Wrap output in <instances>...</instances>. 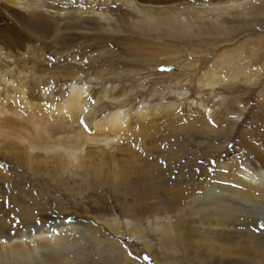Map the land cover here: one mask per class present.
<instances>
[{
  "label": "rangeland",
  "instance_id": "obj_1",
  "mask_svg": "<svg viewBox=\"0 0 264 264\" xmlns=\"http://www.w3.org/2000/svg\"><path fill=\"white\" fill-rule=\"evenodd\" d=\"M97 1L81 9L91 12L87 16L107 17L102 33L80 37L71 49L59 48L50 38L16 57L0 50V220L9 223L16 208L9 196L19 195L17 208L37 206L49 228L57 220L97 228V242L108 245L110 237L126 250L105 261L97 255L95 241L84 238L91 250L85 264H157L140 243L119 238L105 220L96 218L95 208L107 207L116 212L122 230L136 224L146 232L163 264H194L175 233L155 230L175 224L189 199L160 217L124 216L122 206L139 201L128 195L131 174L115 178L113 168L102 166L100 159L158 158L176 173L171 186H178L180 173L195 180L202 171L213 179L216 174L233 178L249 148L262 150L264 0H101V7ZM16 2L24 17L42 14L59 27L67 12L76 9L69 0ZM233 5L241 6L224 12ZM8 68L15 87L1 81ZM24 81L37 84L33 96L16 89ZM49 82L52 93L42 89ZM82 84L95 95L71 93V85ZM117 111L128 113L129 121L112 131L106 122ZM50 147L61 152L47 154ZM68 149L82 151L76 152L79 162H67ZM45 158L47 164H29ZM162 196H150L148 207Z\"/></svg>",
  "mask_w": 264,
  "mask_h": 264
},
{
  "label": "bare ground",
  "instance_id": "obj_2",
  "mask_svg": "<svg viewBox=\"0 0 264 264\" xmlns=\"http://www.w3.org/2000/svg\"><path fill=\"white\" fill-rule=\"evenodd\" d=\"M69 1V5L76 9L67 12L66 18H64L66 21L59 27L55 19L42 14L33 13L24 17L25 15L16 8L18 4L16 0H0L1 53L5 52L11 57L20 56L23 51L32 48L33 44L47 42L50 38H53V43L59 48L69 50L80 37L102 33L104 28H100L101 22L107 20V17L102 13H95L93 16L95 24L91 21L92 16L86 15L91 12L81 9L84 3L88 4L90 0L85 2L83 0ZM103 5L101 0L96 3L98 7ZM240 6L225 7L224 12L229 8L234 9ZM226 23H228L227 20ZM221 24L224 25L219 22V25ZM226 25L229 27L228 24ZM216 26L219 28L218 24ZM12 71L11 68H8L5 78L3 77L1 81H5V84L9 85L14 83L15 87L16 82L13 81ZM20 85L21 87L16 89L23 94L27 92L28 95L33 96V93L37 92V84L34 81L31 84L24 81V84ZM52 88L53 84L49 82L46 83L45 89H42L52 93L50 91ZM70 91L80 97L95 95L91 92L92 90L89 91V88L85 87V84L71 85ZM108 93L105 92L104 95ZM182 93L186 94V92ZM261 107L264 108V106ZM163 111L162 113L166 114L167 111ZM157 112L155 111L153 114H157ZM141 113L143 112L141 111L139 114ZM145 114L149 113L146 112L142 115ZM128 121V113L123 114V112L117 111L110 114L106 124L113 131ZM105 141L108 142L109 139L107 138ZM262 145V150L258 147L249 148L250 154L247 158L240 161L241 165L237 162V165L239 164L242 169L238 171L234 169L233 178L216 174L213 179L211 178L213 175H209L210 172L202 173V171L199 172L200 175L195 180L194 176L180 173L175 177L179 183L178 186H171L173 174L176 173H172L173 171L167 169L166 165L165 168L162 163L156 161L158 158L153 162L151 159H146L147 156L145 159L134 157L128 161L112 157L110 162L100 159V164L112 167L110 172L115 173L112 174L116 176L115 178L125 172L131 174L127 177L129 181L126 179L132 184V191L128 195L139 198V201L122 206L121 211L124 216L132 217L133 215L135 218L138 216L146 220L150 217H160L161 214L175 212L179 203L186 198L189 199L188 205L183 207L178 215L176 214L175 224L167 222L159 225L155 230L168 235L175 233L178 244L192 257L194 264H264V140ZM51 150L61 152L52 147L45 149V152L51 154L49 153ZM78 151L82 152L78 149L66 151L64 156L69 164L80 161L82 157L77 155ZM152 158L154 159V157ZM37 162L29 161V164H47L49 160L45 158V160ZM233 164L230 166L232 169L236 167ZM125 167H130V170H126ZM161 192H163V196L156 201L153 200V207H148L150 206L148 205L150 196L161 194ZM9 200L15 204L16 208L12 212L9 223L0 220V264H85L91 258V250L85 244L84 238L95 241L93 245L97 255L105 261L111 260L116 252L126 253V250L120 246L121 242L113 238L108 237L110 242L108 245L103 244L104 242H97L100 234L97 228H81L62 220L53 221L54 227L49 228L46 223L49 219L46 218L45 213L38 212L37 206L29 207V210L23 207L17 208V203L21 202L19 195L18 197L9 196ZM106 208H95L98 220H105L114 235L119 238L130 237L140 243L144 251L153 254L157 264H163L164 260L159 257L157 252L151 250V243L147 239L145 231V233L142 232L143 230L136 224L131 225L127 230H122L118 217L115 215L116 212L113 213ZM130 224L127 223V225Z\"/></svg>",
  "mask_w": 264,
  "mask_h": 264
}]
</instances>
